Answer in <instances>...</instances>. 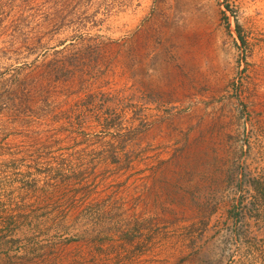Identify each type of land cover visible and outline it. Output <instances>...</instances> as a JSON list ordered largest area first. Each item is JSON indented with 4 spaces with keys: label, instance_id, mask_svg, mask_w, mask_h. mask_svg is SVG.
Segmentation results:
<instances>
[{
    "label": "rangeland",
    "instance_id": "obj_1",
    "mask_svg": "<svg viewBox=\"0 0 264 264\" xmlns=\"http://www.w3.org/2000/svg\"><path fill=\"white\" fill-rule=\"evenodd\" d=\"M251 179L264 0H0V264H264Z\"/></svg>",
    "mask_w": 264,
    "mask_h": 264
},
{
    "label": "trees",
    "instance_id": "obj_2",
    "mask_svg": "<svg viewBox=\"0 0 264 264\" xmlns=\"http://www.w3.org/2000/svg\"><path fill=\"white\" fill-rule=\"evenodd\" d=\"M249 184V187H251L258 196H260V199H264V186L262 182L258 179H251L247 182Z\"/></svg>",
    "mask_w": 264,
    "mask_h": 264
}]
</instances>
